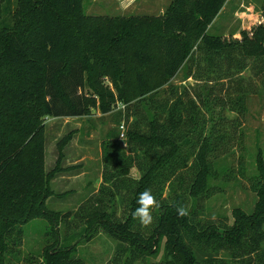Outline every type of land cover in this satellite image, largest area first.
I'll list each match as a JSON object with an SVG mask.
<instances>
[{
  "label": "trees",
  "instance_id": "trees-1",
  "mask_svg": "<svg viewBox=\"0 0 264 264\" xmlns=\"http://www.w3.org/2000/svg\"><path fill=\"white\" fill-rule=\"evenodd\" d=\"M225 1L173 0L160 17L130 15L119 26L101 18L89 26L82 0H16L11 23L0 5V264L18 253L22 225L52 195L44 118L87 115L95 101L86 87L102 112L124 104L125 146L115 133L102 140L98 188L74 210L45 213L53 227L86 224L118 240L108 264L143 261L154 245L174 255L155 264H264L262 161L247 176L252 211L202 217L219 188L213 160L242 141L249 89L240 72L249 67L264 89V19L239 38L208 34ZM182 67L193 83L177 86ZM238 173L245 175L241 159ZM146 189L159 205L147 226L133 216ZM181 206L187 216L177 215ZM65 251L57 247L42 263L82 264Z\"/></svg>",
  "mask_w": 264,
  "mask_h": 264
},
{
  "label": "rangeland",
  "instance_id": "rangeland-1",
  "mask_svg": "<svg viewBox=\"0 0 264 264\" xmlns=\"http://www.w3.org/2000/svg\"><path fill=\"white\" fill-rule=\"evenodd\" d=\"M172 1L82 0V12L87 16L89 26L100 22L98 18L109 19L103 22L102 26L110 23L119 26L121 19L130 15L160 17ZM243 1L230 0L226 8L247 10V13H251L250 16L241 17L238 14L223 20L224 17L220 15L219 21L211 23L208 34L222 35L218 31L224 26L227 38H239L241 30H248L264 19V0ZM0 5L5 9L2 22L9 19L11 23L10 13L17 8L16 0H0ZM220 21L223 23L220 24ZM185 73V67H182L171 82L177 86L193 83L192 78H187ZM242 76L246 79L243 85L249 87L245 99L246 111L241 117L242 141L240 145L228 147L227 152L221 153L213 160L219 173L211 182L219 188L205 200V214L202 217L217 219L219 215H230L236 208L250 212L256 200L247 176L256 171L258 161H262L264 165V89L249 67L244 69ZM85 91L90 99L95 101L87 115L44 118V169L49 173L55 168L53 177L48 180L46 186L52 195L41 208L43 214L34 211L33 216L22 225V244L17 254L7 255L8 264H43L44 255L60 246L66 250L68 256L78 259L82 264H108L121 246L118 240L105 232L92 233L86 224L69 226L66 229L63 223H58L53 227L49 216L45 214L56 215L74 210L82 195L90 194L98 188L103 170L101 142L107 135L117 134L118 145L121 148L125 146L124 136L121 135L124 130L121 127L124 125V104L113 102L108 112H102L95 94L88 87ZM227 114L229 117L234 116L232 112ZM59 154L60 158L56 164ZM240 159L245 171L244 176L238 173ZM225 167L231 168L232 175H222L221 169ZM117 211L120 212L121 208ZM172 249L168 245H154L148 248V254L143 261L134 264H155L165 258L174 260Z\"/></svg>",
  "mask_w": 264,
  "mask_h": 264
},
{
  "label": "clouds",
  "instance_id": "clouds-1",
  "mask_svg": "<svg viewBox=\"0 0 264 264\" xmlns=\"http://www.w3.org/2000/svg\"><path fill=\"white\" fill-rule=\"evenodd\" d=\"M137 204L139 205L135 208L133 216L139 220V222L145 226L153 222L152 210L154 207H158V201L150 190H145L139 194L137 199ZM189 214L188 209L181 206L177 208V215L187 216Z\"/></svg>",
  "mask_w": 264,
  "mask_h": 264
},
{
  "label": "crops",
  "instance_id": "crops-1",
  "mask_svg": "<svg viewBox=\"0 0 264 264\" xmlns=\"http://www.w3.org/2000/svg\"><path fill=\"white\" fill-rule=\"evenodd\" d=\"M228 1H230V0H226L225 2H224V4H223V6L221 7V9L219 10V12L217 13V15H216V17L214 18V20L212 21V22H214V21H219V17H220V15H222L224 18H223V20L225 19V17L226 18H229V17H236L238 14L239 15H241V17H245V16H250L251 15V13H247V10H239V9H235V8H233V7H229V8H226L227 6V3H228ZM243 1V0H242ZM239 2V1H238ZM244 2V1H243ZM235 4H238V3H235ZM239 10V11H238ZM221 23H223V21H220V24ZM244 23V22H243ZM210 26H211V24H210ZM210 26L208 27V28H210ZM226 28L223 26L222 27V29H219V31L218 32H220V34H222L223 36H226L227 34L225 33L226 32V30H225ZM243 71H244V69H243ZM243 71H241L240 72V75L242 76V73H243Z\"/></svg>",
  "mask_w": 264,
  "mask_h": 264
},
{
  "label": "built area",
  "instance_id": "built-area-1",
  "mask_svg": "<svg viewBox=\"0 0 264 264\" xmlns=\"http://www.w3.org/2000/svg\"><path fill=\"white\" fill-rule=\"evenodd\" d=\"M122 128H124L123 126H121ZM121 135H123V131L121 132Z\"/></svg>",
  "mask_w": 264,
  "mask_h": 264
}]
</instances>
